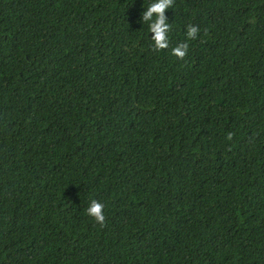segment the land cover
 <instances>
[{"label":"trees","instance_id":"obj_1","mask_svg":"<svg viewBox=\"0 0 264 264\" xmlns=\"http://www.w3.org/2000/svg\"><path fill=\"white\" fill-rule=\"evenodd\" d=\"M150 2L0 0V264H264V0Z\"/></svg>","mask_w":264,"mask_h":264},{"label":"clouds","instance_id":"obj_2","mask_svg":"<svg viewBox=\"0 0 264 264\" xmlns=\"http://www.w3.org/2000/svg\"><path fill=\"white\" fill-rule=\"evenodd\" d=\"M171 0H151L142 13V19L148 22V32L152 33L149 39L155 49H162L168 46V38L166 36L170 25L164 17V10L169 7ZM198 28L195 25H188L185 36L188 39H194L197 36ZM186 44H180L171 49V54L177 57H183L186 51ZM104 205L92 199L89 201L85 213L94 218L98 224L104 222Z\"/></svg>","mask_w":264,"mask_h":264}]
</instances>
